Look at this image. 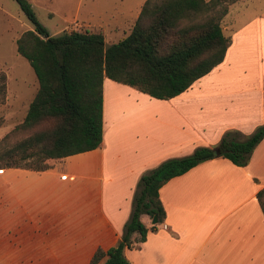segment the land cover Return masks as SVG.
<instances>
[{
	"label": "crops",
	"instance_id": "1",
	"mask_svg": "<svg viewBox=\"0 0 264 264\" xmlns=\"http://www.w3.org/2000/svg\"><path fill=\"white\" fill-rule=\"evenodd\" d=\"M233 3L220 20L223 33L230 37L221 61L187 88L169 98H156L104 76L101 139L96 147L48 157L44 169L0 167L17 175L37 173V202L26 209L14 196L9 198L20 214H12L15 220L6 233L15 241L8 240L7 246L15 249L19 243L23 250L16 253L19 261L25 254L24 263L88 264L95 248L105 249L120 237L141 173L167 157L217 144L228 129L247 135L264 123V4L259 2L252 14L234 18L229 14ZM240 8L237 4L233 12ZM133 21L81 23L106 38L118 33L123 37ZM6 99L1 105L8 111ZM63 159L91 184L80 188L82 209L76 202L67 205L49 198L57 189L60 193L71 189L59 177L60 170L66 177L73 175L71 163L60 170L55 167ZM263 185L264 135L244 165L215 155L164 181L158 188L163 219L151 226L150 217L141 213L145 238L124 247L123 254L129 264H264V215L255 197ZM47 200L53 201L52 207L44 204ZM0 259L6 263L8 258Z\"/></svg>",
	"mask_w": 264,
	"mask_h": 264
},
{
	"label": "trees",
	"instance_id": "2",
	"mask_svg": "<svg viewBox=\"0 0 264 264\" xmlns=\"http://www.w3.org/2000/svg\"><path fill=\"white\" fill-rule=\"evenodd\" d=\"M234 0H144L128 32L108 42L102 32L82 27L50 34L38 21L28 0H15L32 23L14 39L16 52L26 58L37 81L20 122L13 131L28 132L0 152V167L44 169L48 157H61L96 147L101 139V81L104 76L156 98H169L221 61L230 42L220 18ZM6 95V75L0 71V103ZM264 135V123L251 133L223 132L217 144L196 146L190 153L171 156L141 173L131 210L115 244L95 248L88 264H129L123 248L144 240L147 227L141 213L156 222L164 216L159 186L204 159L211 149L244 165ZM19 159L33 157L31 164ZM17 157V158H16ZM3 158V160H2ZM264 215V185L255 192ZM155 223H152L153 226Z\"/></svg>",
	"mask_w": 264,
	"mask_h": 264
},
{
	"label": "rangeland",
	"instance_id": "3",
	"mask_svg": "<svg viewBox=\"0 0 264 264\" xmlns=\"http://www.w3.org/2000/svg\"><path fill=\"white\" fill-rule=\"evenodd\" d=\"M38 21L51 34L60 33L63 30L73 28H82L84 25L81 22L86 20H134L133 12L141 5V0H28ZM237 2V3H233ZM259 2L264 4V0H234L227 4L233 3L230 9V15L234 18H243L247 14H252L260 8ZM142 3V2H141ZM240 5L238 12H233L234 7ZM139 5V6H138ZM227 11V10H226ZM243 11V13H241ZM226 13V12H225ZM222 20V17L220 18ZM32 28V23L24 15L15 0H0V71L6 75V95L5 99L8 103L9 110L2 106L5 102L0 103V139L4 134L8 133L11 128L21 121L26 105L36 89V78L31 66L26 58L19 55L15 50L14 39L18 34L25 29ZM121 33L107 34L104 40L106 42L116 41L121 37ZM2 104V105H1ZM24 130L13 131L9 134V138L0 142V152L13 146L15 141L21 139L28 132ZM17 157L19 155H16ZM16 157V158H17ZM3 160V158H2ZM33 157L19 159V163L31 164ZM70 160L63 159L57 161L55 167L60 170L64 164H68ZM71 163V176H65L63 170L59 176L62 180L66 179L67 186L71 184L69 191L60 193L57 189L56 196L49 197L50 199L63 200L65 204L76 202L79 204L80 188L87 180L78 175L80 170L74 167ZM77 164V161H76ZM12 170V169H10ZM68 171V170H67ZM34 171H26L17 175L13 171L0 168V256L7 257V262L0 259V264H31L18 260L16 253L23 251L21 246L16 241L15 249L7 246V241L14 242L11 233H6L10 224L15 220L12 214L19 216L20 209L12 204L11 198L14 196L22 207L29 209L32 203L37 202V194L34 191L35 181ZM59 177H57L59 179ZM8 181V186L5 185ZM88 182V181H87ZM95 186V185H93ZM64 187V183L63 186ZM91 188V187H89ZM71 196L72 202L69 201ZM7 203V204H6ZM47 207H52L53 201L47 200L44 203ZM155 222L154 225H157ZM137 244V243H134ZM139 244V243H138ZM4 245V247H3ZM134 246V245H133ZM25 251V250H24Z\"/></svg>",
	"mask_w": 264,
	"mask_h": 264
},
{
	"label": "water",
	"instance_id": "4",
	"mask_svg": "<svg viewBox=\"0 0 264 264\" xmlns=\"http://www.w3.org/2000/svg\"><path fill=\"white\" fill-rule=\"evenodd\" d=\"M109 43L108 42H105L104 46L106 47ZM211 152L213 154V156L217 155L218 154V148L217 147H213L211 149ZM156 222V215L153 214L152 217L150 218V223H155Z\"/></svg>",
	"mask_w": 264,
	"mask_h": 264
},
{
	"label": "built area",
	"instance_id": "5",
	"mask_svg": "<svg viewBox=\"0 0 264 264\" xmlns=\"http://www.w3.org/2000/svg\"><path fill=\"white\" fill-rule=\"evenodd\" d=\"M162 226H163V227H165V224H164V223H162Z\"/></svg>",
	"mask_w": 264,
	"mask_h": 264
}]
</instances>
